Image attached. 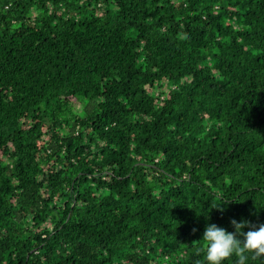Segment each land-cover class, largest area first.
I'll list each match as a JSON object with an SVG mask.
<instances>
[{
    "label": "trees",
    "instance_id": "obj_1",
    "mask_svg": "<svg viewBox=\"0 0 264 264\" xmlns=\"http://www.w3.org/2000/svg\"><path fill=\"white\" fill-rule=\"evenodd\" d=\"M233 217L264 223V0H0V264H207Z\"/></svg>",
    "mask_w": 264,
    "mask_h": 264
},
{
    "label": "clouds",
    "instance_id": "obj_2",
    "mask_svg": "<svg viewBox=\"0 0 264 264\" xmlns=\"http://www.w3.org/2000/svg\"><path fill=\"white\" fill-rule=\"evenodd\" d=\"M230 223L233 226L232 231L216 223L205 225L202 241L207 264H222L226 257L233 254L238 256V264H245L248 259L246 252L264 259V223L250 226L246 231L245 226L249 225L250 221L233 217Z\"/></svg>",
    "mask_w": 264,
    "mask_h": 264
}]
</instances>
